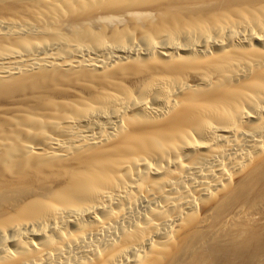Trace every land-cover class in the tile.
I'll use <instances>...</instances> for the list:
<instances>
[{
    "label": "bare ground",
    "instance_id": "1",
    "mask_svg": "<svg viewBox=\"0 0 264 264\" xmlns=\"http://www.w3.org/2000/svg\"><path fill=\"white\" fill-rule=\"evenodd\" d=\"M0 264H264V0H0Z\"/></svg>",
    "mask_w": 264,
    "mask_h": 264
}]
</instances>
